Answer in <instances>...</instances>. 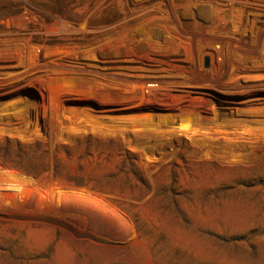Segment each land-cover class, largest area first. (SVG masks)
Listing matches in <instances>:
<instances>
[{"label":"rangeland","instance_id":"374dc122","mask_svg":"<svg viewBox=\"0 0 264 264\" xmlns=\"http://www.w3.org/2000/svg\"><path fill=\"white\" fill-rule=\"evenodd\" d=\"M0 264H264V0H0Z\"/></svg>","mask_w":264,"mask_h":264}]
</instances>
